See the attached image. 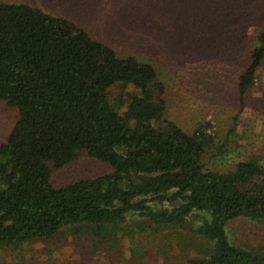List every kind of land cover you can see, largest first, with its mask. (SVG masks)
I'll return each mask as SVG.
<instances>
[{
  "label": "trees",
  "instance_id": "16d2710c",
  "mask_svg": "<svg viewBox=\"0 0 264 264\" xmlns=\"http://www.w3.org/2000/svg\"><path fill=\"white\" fill-rule=\"evenodd\" d=\"M253 18L255 44L236 76L241 106L264 61V1ZM116 87L124 94L114 101ZM163 90L151 63L118 56L67 18L0 1V99L18 112L0 142V249L52 239L63 227L110 249L121 242L110 227L137 216L187 224L212 241L208 257L182 264H264L263 251L234 244L226 228L242 215L264 221V165L206 167L211 134L165 119ZM80 150L112 170L54 186L52 167Z\"/></svg>",
  "mask_w": 264,
  "mask_h": 264
},
{
  "label": "rangeland",
  "instance_id": "374dc122",
  "mask_svg": "<svg viewBox=\"0 0 264 264\" xmlns=\"http://www.w3.org/2000/svg\"><path fill=\"white\" fill-rule=\"evenodd\" d=\"M0 1L28 3L67 18L118 56L151 63L164 86L163 117L187 132L203 126L211 134L203 155L206 167L225 171L242 160L264 165V61L243 106L236 91V76L255 44L257 2L264 0ZM123 94L116 87L110 95L115 101ZM17 114L0 99V142ZM111 170L80 150L64 166L52 167L50 179L59 186ZM226 228L234 244L264 252V221L242 215L229 219ZM110 229L116 231L114 240H121L110 249L86 246L63 227L52 239L0 249V264H182L190 256L208 257L213 248L187 224L135 216Z\"/></svg>",
  "mask_w": 264,
  "mask_h": 264
}]
</instances>
